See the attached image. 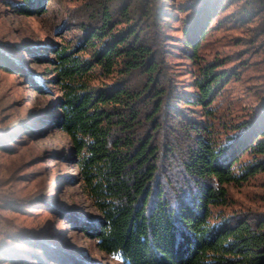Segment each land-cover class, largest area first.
I'll return each instance as SVG.
<instances>
[{
    "label": "trees",
    "instance_id": "obj_1",
    "mask_svg": "<svg viewBox=\"0 0 264 264\" xmlns=\"http://www.w3.org/2000/svg\"><path fill=\"white\" fill-rule=\"evenodd\" d=\"M5 2L33 16L50 0ZM71 2L56 32L63 41L0 44V68L38 94L57 93L19 133L34 142L56 131L67 139L35 160L71 169L55 178L47 210L115 264H264V212H227L229 186L264 173V82L252 114L228 118L217 100L248 67L247 50L222 56L211 40L223 26H245L252 37L244 40L264 51V0ZM25 55L45 71L31 69ZM170 56L191 61L188 88ZM10 139L16 133H0V150L17 153ZM68 185L80 186L94 214L60 202ZM15 199L1 194L0 207L16 209ZM18 244L31 245L38 264H102L71 248L60 229H0V257L27 263Z\"/></svg>",
    "mask_w": 264,
    "mask_h": 264
},
{
    "label": "rangeland",
    "instance_id": "obj_2",
    "mask_svg": "<svg viewBox=\"0 0 264 264\" xmlns=\"http://www.w3.org/2000/svg\"><path fill=\"white\" fill-rule=\"evenodd\" d=\"M177 1L185 2V0ZM72 5L71 0H50L46 13L24 16L13 11L5 0H0V44L22 46L23 43L45 42L49 39L63 41L64 38H60L56 32ZM178 26L179 23L175 22L176 28L173 33L181 36L182 33L177 30ZM75 34L76 31L71 29L67 36ZM249 37H252V31L248 27L232 25L221 27L211 38L214 51L220 50L222 56L247 50L246 55L242 54L241 58L248 59V67L242 71L241 78H234L226 85V89L217 100L221 101L222 110H225L228 118L232 117L234 122H240L249 117L258 106L260 101L258 93L264 82V51L257 48L258 42L250 46L244 40ZM9 50L13 55H20L18 50ZM170 60L181 84L188 88L193 81L189 71L192 67L191 61L177 56H170ZM24 61L36 72L45 71L46 65L34 63L28 55L24 56ZM30 87L21 74L7 72L0 68V133H16L17 141L10 139V142L18 148V152L14 154L0 150V195L9 193L16 198L13 201L17 203L16 209L0 207V229L13 230L20 225L30 230L43 231L48 235L56 234L57 229H60L63 240L74 250L84 251L91 259L102 264H115L98 250L93 238L82 231L73 230L67 219L59 223L55 214L49 212L44 205L47 195L54 193L55 178L71 169L65 163L53 159L35 161L38 157L44 156L42 151L45 149L55 148L60 151L67 145V139L62 133L57 131L50 133L37 142L31 141L26 136L20 138L19 133L23 132V125L34 122L35 111L45 108L57 94H38ZM51 88L55 93L56 87ZM229 190L230 206L227 212L239 210L264 212V173H258L244 185L231 184ZM58 199L73 213H77L78 208L81 207L85 214H94L91 203L78 185H68L63 188L58 193ZM17 246L29 260L25 264H38L30 255L31 251H35L31 245L18 244ZM86 259L88 260L87 257ZM0 263L17 264L10 261L8 257L2 256Z\"/></svg>",
    "mask_w": 264,
    "mask_h": 264
}]
</instances>
